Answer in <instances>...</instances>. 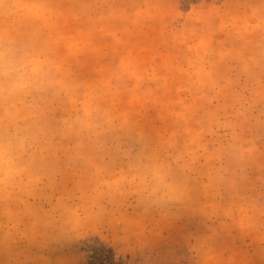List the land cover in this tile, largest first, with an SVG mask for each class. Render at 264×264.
<instances>
[{"label": "rangeland", "instance_id": "1", "mask_svg": "<svg viewBox=\"0 0 264 264\" xmlns=\"http://www.w3.org/2000/svg\"><path fill=\"white\" fill-rule=\"evenodd\" d=\"M0 264H264V0H0Z\"/></svg>", "mask_w": 264, "mask_h": 264}]
</instances>
